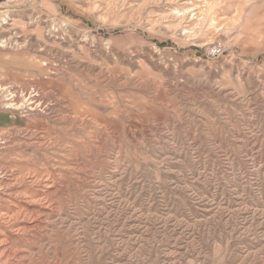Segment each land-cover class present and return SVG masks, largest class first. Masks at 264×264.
<instances>
[{"label": "rangeland", "instance_id": "1", "mask_svg": "<svg viewBox=\"0 0 264 264\" xmlns=\"http://www.w3.org/2000/svg\"><path fill=\"white\" fill-rule=\"evenodd\" d=\"M0 264H264V0L0 3Z\"/></svg>", "mask_w": 264, "mask_h": 264}, {"label": "built area", "instance_id": "2", "mask_svg": "<svg viewBox=\"0 0 264 264\" xmlns=\"http://www.w3.org/2000/svg\"><path fill=\"white\" fill-rule=\"evenodd\" d=\"M223 51L222 44L221 43H216L213 48L211 49V54L214 56L220 55Z\"/></svg>", "mask_w": 264, "mask_h": 264}, {"label": "water", "instance_id": "3", "mask_svg": "<svg viewBox=\"0 0 264 264\" xmlns=\"http://www.w3.org/2000/svg\"><path fill=\"white\" fill-rule=\"evenodd\" d=\"M6 1H8V0H0V3H2V2H6Z\"/></svg>", "mask_w": 264, "mask_h": 264}]
</instances>
